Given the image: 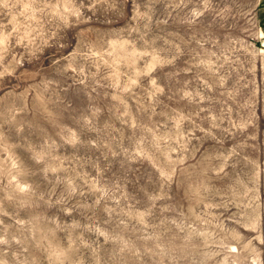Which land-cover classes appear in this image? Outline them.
I'll list each match as a JSON object with an SVG mask.
<instances>
[{
  "label": "rangeland",
  "instance_id": "374dc122",
  "mask_svg": "<svg viewBox=\"0 0 264 264\" xmlns=\"http://www.w3.org/2000/svg\"><path fill=\"white\" fill-rule=\"evenodd\" d=\"M0 264H264V0H0Z\"/></svg>",
  "mask_w": 264,
  "mask_h": 264
}]
</instances>
